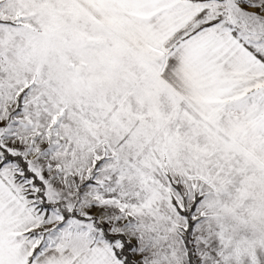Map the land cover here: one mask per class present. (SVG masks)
<instances>
[{
    "label": "snow or ice",
    "instance_id": "snow-or-ice-1",
    "mask_svg": "<svg viewBox=\"0 0 264 264\" xmlns=\"http://www.w3.org/2000/svg\"><path fill=\"white\" fill-rule=\"evenodd\" d=\"M0 264H264V0H0Z\"/></svg>",
    "mask_w": 264,
    "mask_h": 264
}]
</instances>
